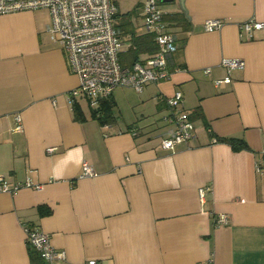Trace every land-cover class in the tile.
Returning a JSON list of instances; mask_svg holds the SVG:
<instances>
[{"label": "crops", "instance_id": "1", "mask_svg": "<svg viewBox=\"0 0 264 264\" xmlns=\"http://www.w3.org/2000/svg\"><path fill=\"white\" fill-rule=\"evenodd\" d=\"M114 1L119 63L130 66L154 52L137 42L147 33L144 0ZM160 2L177 44L170 76L141 91L115 87L113 120L104 124L83 95L70 101L79 81L50 38L49 11L0 14V178L21 185L0 191V264H41L23 225L50 235L63 252L54 264H264V28L250 38L242 28L264 22V0ZM172 13L186 22L169 20ZM209 18L224 23L206 31ZM223 58L244 66L215 85ZM175 90L195 131L170 150L159 139ZM16 113L22 131L13 130ZM82 161L97 174L80 177ZM219 213L227 224L215 222Z\"/></svg>", "mask_w": 264, "mask_h": 264}, {"label": "built area", "instance_id": "2", "mask_svg": "<svg viewBox=\"0 0 264 264\" xmlns=\"http://www.w3.org/2000/svg\"><path fill=\"white\" fill-rule=\"evenodd\" d=\"M45 8L49 11L51 22L47 25L50 38L58 42L65 51L71 70L78 77V88L73 90V97L81 94L87 99L90 108H96L102 99L111 96L117 86L131 87L141 91L148 83H156L168 79L170 71L168 61L177 50L174 34L168 31L163 20V12L157 0H144L143 25L147 32L153 35L155 51L142 61H135L130 66L119 63L121 50L120 31L113 25L117 12L114 0H0V14L13 13L22 10ZM220 18H209L203 23L206 31L220 29L223 25ZM248 37L254 30L264 28V22L250 19L242 24ZM222 65L226 71L223 78L214 79L215 85L230 79V72L242 68L244 61L239 58H223ZM209 73V68L205 69ZM169 113L166 120L170 125L165 136L160 137L159 144L163 149H175L178 145L188 142L193 136L195 125L189 113L184 109L183 97L180 90L166 98ZM14 131H22L20 113L14 115ZM53 147L47 148L52 152ZM259 169V165L257 164ZM97 173L92 166L82 161L80 177L95 176ZM27 187L40 189L41 184L24 183ZM21 185L9 187L0 178V191L16 192ZM208 190L209 187H206ZM203 196L205 187L198 189ZM218 225L229 222L226 213L215 216ZM25 241L34 249L41 259V264H54L63 252L56 251L50 242V235L40 229L23 225ZM89 264H96L94 260Z\"/></svg>", "mask_w": 264, "mask_h": 264}, {"label": "trees", "instance_id": "3", "mask_svg": "<svg viewBox=\"0 0 264 264\" xmlns=\"http://www.w3.org/2000/svg\"><path fill=\"white\" fill-rule=\"evenodd\" d=\"M164 18H165V15L163 14V20H164ZM168 19L186 22L187 18L184 15H182L181 13H172L171 18L168 17ZM145 41L149 43V47L151 48V52L155 51L156 46L154 44L153 35L151 33L147 32L144 36L137 38L138 43L145 42ZM110 97H108L106 99H102L100 102L99 108L96 107L95 109H93V115H95V116L97 115L98 119L103 124L113 120V103L110 101ZM74 109H75L76 118L79 119L80 118L79 112H78L76 106L74 107ZM220 140L228 142L229 144H231L236 149L243 148L246 146L244 141H242L239 138H235V137H223ZM33 252H31V254Z\"/></svg>", "mask_w": 264, "mask_h": 264}, {"label": "water", "instance_id": "4", "mask_svg": "<svg viewBox=\"0 0 264 264\" xmlns=\"http://www.w3.org/2000/svg\"><path fill=\"white\" fill-rule=\"evenodd\" d=\"M162 1H164V0H162ZM180 5H181V7L183 8V4H182V0H180ZM184 9V8H183ZM185 14H186V10H185ZM187 15V14H186ZM188 16V15H187ZM188 18H190L189 16H188Z\"/></svg>", "mask_w": 264, "mask_h": 264}, {"label": "rangeland", "instance_id": "5", "mask_svg": "<svg viewBox=\"0 0 264 264\" xmlns=\"http://www.w3.org/2000/svg\"><path fill=\"white\" fill-rule=\"evenodd\" d=\"M157 4H158L159 6H161V2H160V0H157Z\"/></svg>", "mask_w": 264, "mask_h": 264}]
</instances>
